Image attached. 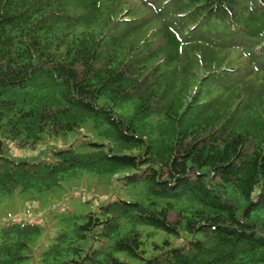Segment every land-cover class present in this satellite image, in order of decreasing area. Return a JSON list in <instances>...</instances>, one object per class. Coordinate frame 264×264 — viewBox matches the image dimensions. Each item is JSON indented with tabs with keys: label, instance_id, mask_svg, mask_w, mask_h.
I'll list each match as a JSON object with an SVG mask.
<instances>
[{
	"label": "trees",
	"instance_id": "trees-1",
	"mask_svg": "<svg viewBox=\"0 0 264 264\" xmlns=\"http://www.w3.org/2000/svg\"><path fill=\"white\" fill-rule=\"evenodd\" d=\"M89 176L136 197L0 264H264V0H0V195Z\"/></svg>",
	"mask_w": 264,
	"mask_h": 264
},
{
	"label": "rangeland",
	"instance_id": "rangeland-1",
	"mask_svg": "<svg viewBox=\"0 0 264 264\" xmlns=\"http://www.w3.org/2000/svg\"><path fill=\"white\" fill-rule=\"evenodd\" d=\"M79 135L81 136L80 132L69 133L68 141L76 142ZM45 143L50 146L51 143L61 145L60 139L53 141L49 139L35 148H19L9 144V152L15 157H30L39 154L42 149L45 150ZM80 179L66 181V184H62L61 188H53L48 192L18 190L0 195V226L11 219L35 222L42 229L38 244H46L49 238L54 236L55 229L60 227L56 219L52 218L54 214L65 213L68 209H74L76 213L82 214L106 200L113 199V197L124 199L136 197L135 193H128L124 187L117 189L115 185H107V179H98L94 176ZM158 233V235H163V232ZM36 248L37 245H33L30 253L36 252ZM20 264H36V262L29 259Z\"/></svg>",
	"mask_w": 264,
	"mask_h": 264
}]
</instances>
